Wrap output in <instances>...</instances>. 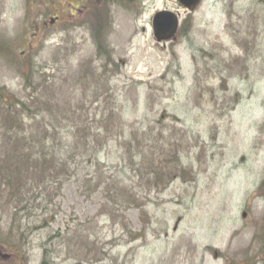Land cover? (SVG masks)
<instances>
[{
    "label": "rangeland",
    "instance_id": "obj_1",
    "mask_svg": "<svg viewBox=\"0 0 264 264\" xmlns=\"http://www.w3.org/2000/svg\"><path fill=\"white\" fill-rule=\"evenodd\" d=\"M95 5L0 0V89L27 101L12 51L30 49L21 65L41 71L45 113L81 103L91 118L115 109L126 139L138 130L172 136L186 174L157 191L132 172L115 135L99 154L105 176H95L94 153L80 143L76 176H62L48 227L37 226L56 207L42 214L32 201L17 216L25 232L10 230L12 213L0 208V264H42L46 254L48 264H264V1L204 0L192 14L177 0L111 3L101 54L88 11ZM162 11L181 15L167 43L153 31ZM103 64L110 92L98 109L91 87L101 79L90 67ZM60 138L76 143L65 129ZM106 181L141 205L106 199Z\"/></svg>",
    "mask_w": 264,
    "mask_h": 264
},
{
    "label": "trees",
    "instance_id": "obj_2",
    "mask_svg": "<svg viewBox=\"0 0 264 264\" xmlns=\"http://www.w3.org/2000/svg\"><path fill=\"white\" fill-rule=\"evenodd\" d=\"M93 2L99 6H92L88 11L93 15L91 20H94L93 38L101 54L105 49L101 41H104L102 29L108 24L109 11H106L108 5L115 2L125 5L133 3L121 0ZM29 50L20 56L12 51L17 61L15 67L18 68L25 87L30 89L27 101L0 89V208L9 209L12 213L10 230L16 228V231L25 232L26 226L23 227L22 222L17 221V216L25 211L32 201L35 202H32L34 205L36 202L39 204L37 208L42 210V214L49 212L50 207L53 209L56 207L55 211L52 210L49 220L41 218L38 228L48 227V223L55 219L58 206L54 202L61 195L64 184L62 176H76L71 161L75 160L80 152L73 147L80 143L84 144L88 152L91 150L94 153L92 157L97 167L95 176H105L99 175L102 166L99 154L104 149L103 144L109 143L115 135L123 136L119 138L126 143L132 172L136 176H144V180L151 184L150 187L157 191L166 190L179 176L186 174L187 170L181 160L182 153L179 151L181 145H178V142L171 144L172 136L166 138L163 130L157 137L152 131L150 133L148 130L141 132L138 130L132 131L131 136L126 139L127 125L123 115L117 113L115 109L109 111L105 108L91 118L85 115L86 104L81 103L72 111L62 112L61 107H57V112L45 113L41 106L48 103L43 102V95L40 92L48 86L37 80L41 78V71L31 62L28 65H21L30 53ZM26 66L29 68L27 72ZM90 69L92 74H97L101 79V83L96 82L92 84L94 88L91 87L94 89L91 105L97 104L100 109L108 100L110 92L108 65L103 64L97 68L91 65ZM43 80L46 81L45 78ZM64 129L74 134L75 144H72L71 140L60 138ZM110 178L113 179V176ZM104 185L106 199L109 201L113 199L116 205L122 200H127V204L141 205L135 195L131 194L127 199L118 195L115 192L116 188L112 189L110 181H106ZM260 189L264 190V181ZM7 241L12 243L10 239ZM46 263L48 264V254L44 256L42 264Z\"/></svg>",
    "mask_w": 264,
    "mask_h": 264
},
{
    "label": "water",
    "instance_id": "obj_3",
    "mask_svg": "<svg viewBox=\"0 0 264 264\" xmlns=\"http://www.w3.org/2000/svg\"><path fill=\"white\" fill-rule=\"evenodd\" d=\"M178 2L186 10L193 12L200 6L202 0H178ZM179 27L180 17L174 12H158L153 18L154 35L158 43H166L168 41L175 40Z\"/></svg>",
    "mask_w": 264,
    "mask_h": 264
}]
</instances>
